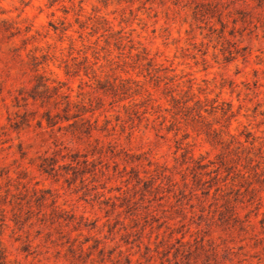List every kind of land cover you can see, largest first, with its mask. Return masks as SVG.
Wrapping results in <instances>:
<instances>
[{
  "label": "rangeland",
  "instance_id": "374dc122",
  "mask_svg": "<svg viewBox=\"0 0 264 264\" xmlns=\"http://www.w3.org/2000/svg\"><path fill=\"white\" fill-rule=\"evenodd\" d=\"M32 54L92 136L46 126ZM0 247L264 264V0H0Z\"/></svg>",
  "mask_w": 264,
  "mask_h": 264
},
{
  "label": "trees",
  "instance_id": "16d2710c",
  "mask_svg": "<svg viewBox=\"0 0 264 264\" xmlns=\"http://www.w3.org/2000/svg\"><path fill=\"white\" fill-rule=\"evenodd\" d=\"M30 58L33 70L35 71L34 77L36 78V84L33 86L35 94L31 95V97L33 99H36L37 96L42 97L41 99L46 98V101H50L55 109H60L62 112L61 114L59 111H56L55 113H51L50 110L45 111L42 118L45 119L46 126L52 127L56 125L58 128H61V121H69L72 119V122L68 124L73 128L71 130L73 135L78 138H82V136H92L93 131L97 129V118L92 120L91 116H87L86 113L90 111L87 104L81 100H72L69 94L62 90L61 87L63 84L61 81H56L55 84L49 82V78L37 68L41 63L38 61V57L32 54ZM70 72L71 68L66 63L65 73L69 74ZM39 124H42L41 119L39 120ZM210 130L211 132H216L217 129L211 128ZM49 164L53 166L54 162H50ZM42 169L43 171H47L45 168ZM0 264H7L2 247H0Z\"/></svg>",
  "mask_w": 264,
  "mask_h": 264
}]
</instances>
